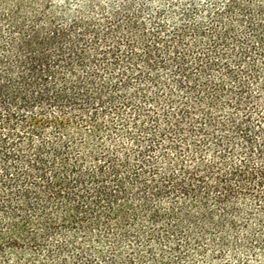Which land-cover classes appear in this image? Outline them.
<instances>
[{
	"label": "trees",
	"instance_id": "16d2710c",
	"mask_svg": "<svg viewBox=\"0 0 264 264\" xmlns=\"http://www.w3.org/2000/svg\"><path fill=\"white\" fill-rule=\"evenodd\" d=\"M0 264H264V0H0Z\"/></svg>",
	"mask_w": 264,
	"mask_h": 264
},
{
	"label": "rangeland",
	"instance_id": "374dc122",
	"mask_svg": "<svg viewBox=\"0 0 264 264\" xmlns=\"http://www.w3.org/2000/svg\"><path fill=\"white\" fill-rule=\"evenodd\" d=\"M103 1H109V0H103ZM58 4H69L70 6H76L80 3H86L88 0H55Z\"/></svg>",
	"mask_w": 264,
	"mask_h": 264
}]
</instances>
